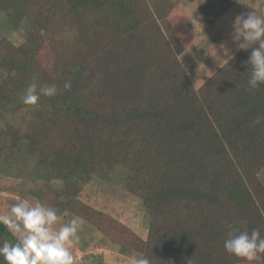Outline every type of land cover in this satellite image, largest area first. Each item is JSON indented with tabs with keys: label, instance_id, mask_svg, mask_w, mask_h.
Masks as SVG:
<instances>
[{
	"label": "trees",
	"instance_id": "obj_1",
	"mask_svg": "<svg viewBox=\"0 0 264 264\" xmlns=\"http://www.w3.org/2000/svg\"><path fill=\"white\" fill-rule=\"evenodd\" d=\"M201 7L213 22L212 3ZM0 11L24 36H0V177L81 217L125 256L249 264L223 245L229 224L264 236V122L253 123L264 85L247 87L251 49L195 87L179 58L195 41L179 0H0ZM33 83L57 92L25 105ZM93 179L142 201L146 238L81 199ZM6 241L15 242L0 224Z\"/></svg>",
	"mask_w": 264,
	"mask_h": 264
},
{
	"label": "clouds",
	"instance_id": "obj_2",
	"mask_svg": "<svg viewBox=\"0 0 264 264\" xmlns=\"http://www.w3.org/2000/svg\"><path fill=\"white\" fill-rule=\"evenodd\" d=\"M232 42L237 49H251L248 63L251 65L247 87L256 90L264 85V16L252 11L238 15L233 23ZM227 62L233 58L228 48L220 45ZM70 90L71 82L64 84ZM57 88L54 84L46 85L37 92V85L30 84L22 95V103L34 106L40 95L54 96ZM264 122V117H257L254 124ZM58 210L41 202L30 203L27 199H18L7 214L0 215V224L13 234L15 242L0 244V258L4 264H75L73 248L79 240L78 233L84 221L73 217L67 223H60ZM56 225H59L56 227ZM224 240L225 250L245 259L251 264L264 258V236L259 229L251 232L241 231L229 224ZM134 264H150L147 257H138Z\"/></svg>",
	"mask_w": 264,
	"mask_h": 264
},
{
	"label": "rangeland",
	"instance_id": "obj_3",
	"mask_svg": "<svg viewBox=\"0 0 264 264\" xmlns=\"http://www.w3.org/2000/svg\"><path fill=\"white\" fill-rule=\"evenodd\" d=\"M252 11L264 16V0H240L217 21L207 25L201 35L192 29L188 17V24L195 35V41L179 55V58L195 87L200 86L226 62L227 57L221 50V44L228 48L231 55L239 50L232 42L233 23L238 15L246 16ZM0 36L9 38L15 44H20L24 40L21 31L13 30L8 26L7 17L3 11H0ZM259 176L264 182V168L260 171ZM53 183L57 186L61 184V181L54 180ZM19 186L20 179L18 178L0 177V215L7 214L10 207L18 199H27L30 203L38 201L36 197L30 194L22 197ZM80 197L93 207L110 213L132 228L142 238H146L148 220L143 203L139 198L124 189L119 182L93 179L83 186ZM59 216L61 217L60 223H67L74 217L70 215ZM58 226L56 225V227ZM78 236L79 240L73 248V255L77 264H103L102 259L99 257L101 253L97 251L98 248L101 247L103 241L115 245L86 221H84ZM112 257H114L113 260L111 259L108 264H134L135 259L141 257V255L134 253L131 256H125L120 253V255H112Z\"/></svg>",
	"mask_w": 264,
	"mask_h": 264
},
{
	"label": "crops",
	"instance_id": "obj_4",
	"mask_svg": "<svg viewBox=\"0 0 264 264\" xmlns=\"http://www.w3.org/2000/svg\"><path fill=\"white\" fill-rule=\"evenodd\" d=\"M187 10L189 23L194 31H197L200 35L207 28V25L213 24L217 21L226 11L231 9L235 4L239 3L240 0L236 1L227 10H222L223 0H180ZM205 2L212 3V8L210 13L216 15V19L213 22H209L206 19L205 13L202 9V4ZM117 252H116V251ZM100 254V259H102L103 264H108L114 257L112 255L119 254V249L115 245H110L103 241L101 247L98 248ZM104 251V252H102ZM81 252V251H80ZM115 253V254H114ZM108 255V256H107ZM75 264H77L75 262Z\"/></svg>",
	"mask_w": 264,
	"mask_h": 264
}]
</instances>
